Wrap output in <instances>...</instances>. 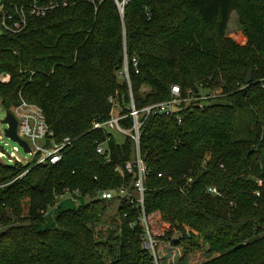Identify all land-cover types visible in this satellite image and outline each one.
<instances>
[{
  "label": "trees",
  "instance_id": "1",
  "mask_svg": "<svg viewBox=\"0 0 264 264\" xmlns=\"http://www.w3.org/2000/svg\"><path fill=\"white\" fill-rule=\"evenodd\" d=\"M34 3L44 16L31 14ZM1 6L13 17L5 28L0 15V77H9L0 79L2 108L37 105L49 140L74 144L55 165L0 164V264H154L142 247L136 206L94 198L122 187L135 193V174L116 172L133 159V142L118 144L93 124L110 118L113 103L127 115L130 88L140 110L170 100L174 86L183 100H200L172 115H152L141 129L148 224L153 236L156 217L170 226L155 233L157 247L180 248L177 264L204 253L209 259L198 264H264V0H3ZM21 10L25 25L15 29ZM233 12L245 46L227 37ZM126 59L130 88L119 75ZM249 73L253 82L245 85ZM107 138L110 163L96 152ZM66 190L90 202L48 222ZM113 202L118 227L99 238L95 228ZM158 248V262L166 264L170 253L160 256Z\"/></svg>",
  "mask_w": 264,
  "mask_h": 264
},
{
  "label": "built area",
  "instance_id": "2",
  "mask_svg": "<svg viewBox=\"0 0 264 264\" xmlns=\"http://www.w3.org/2000/svg\"><path fill=\"white\" fill-rule=\"evenodd\" d=\"M128 0H125L127 2ZM30 12L36 16H44L46 9L39 8L36 3L31 5ZM4 17L3 27L7 28L6 19L8 21H13L12 16ZM19 22L14 23L15 29L25 25V18L23 15V10L17 11ZM135 73L138 74V64L134 61ZM121 77H124L130 88V77H129V65L127 59L125 60L124 67L119 73ZM130 97L131 102L128 108L127 115H121L119 111V106L113 103V109L110 115V118L104 122H96L93 124V129L101 131L105 134L115 137V134H120L125 136V138L131 139L134 145V155L133 159L125 165L124 170L116 169V172H119L121 175L127 173L128 175L135 174L136 181L134 183L135 193L130 192L127 188L122 187L120 189L108 191V190H99L94 194L96 200L102 202H111V201H122L125 199L131 205H135L137 208V216L139 224L143 228V239L142 247L146 250L153 259L154 264H159L157 258V241L151 233L150 226L148 224V219L144 209V194L146 191L145 182L146 177L149 173L147 166L144 163V160L140 152V142H141V129L145 124V121L152 115H172L177 111L178 106L182 103H186L189 99H182L181 92L179 87L174 86L171 91V99L165 102L157 103L151 106L144 107L143 109L138 110L135 106V103L132 98L131 88H130ZM196 99V98H195ZM198 100V99H197ZM200 100V99H199ZM201 100H205L202 98ZM9 113H12L17 121V135L18 137L27 143L30 152L27 154L34 159V165L23 162L18 156L19 148H21L17 143L18 147H14L13 152L10 155H6L4 151L0 150V160L8 158L9 162L13 165L19 164L21 166L32 165L36 167L39 165H55L63 159L65 153L69 151L74 144V140L71 138L64 139L61 143H56L49 140L53 135L50 132L46 118L43 110L34 104H29L25 101H22L21 104L15 108H12ZM131 120V125L125 126L124 122L127 119ZM4 133V132H3ZM5 136V134H4ZM0 135V139H1ZM109 138L103 143H96V152L99 156L105 159L106 163L111 162L110 152L108 150ZM1 164V163H0ZM27 171L26 173H28ZM24 173L21 177H23ZM159 178L162 175H158ZM209 192L212 194H217L215 189H209ZM68 195L72 196L74 202L81 197L78 192H69L65 191L60 197L58 204L66 199Z\"/></svg>",
  "mask_w": 264,
  "mask_h": 264
},
{
  "label": "rangeland",
  "instance_id": "3",
  "mask_svg": "<svg viewBox=\"0 0 264 264\" xmlns=\"http://www.w3.org/2000/svg\"><path fill=\"white\" fill-rule=\"evenodd\" d=\"M3 0H0V15L3 14V8L1 6ZM1 31V29H0ZM227 37L232 39L234 42H236L238 45L240 46H245L247 44V39L242 31L241 25H240V21H239V17L237 15L236 12H233L231 14L229 23H228V28H227ZM253 77V76H252ZM1 80H3L4 82L9 81V77L8 76H1L0 77ZM143 93H149L150 90L148 88H144L142 90ZM211 98L218 96L219 92L217 93H211ZM205 96V95H204ZM199 100V99H198ZM195 98H191L189 99V101H187L185 104H189L192 101H198ZM204 101V100H203ZM7 114L6 111H4V109L2 108L1 104H0V135H1V139H0V150L4 151V153L6 155H10L13 152L14 147H18L14 142H12L11 140L7 139L4 136V130L6 129V125L2 124L3 119L5 118V115ZM115 139L116 142L118 144H123L125 141V136L120 135V134H115ZM17 156L23 161V162H28L32 165H34V159L25 154L24 150L22 148H19V152L17 154ZM0 163L8 166V167H12L13 164L9 162L8 158H4L3 160H0ZM90 202V198H78L76 202L73 201L72 196L68 195L66 197L65 200H63L60 203V207H56L54 209H50L48 211L47 215H50L48 218V222H50L51 220H53V218L62 210H68V209H78L81 206H85ZM117 210H118V203H111L109 204V206L107 205L103 216L101 218V223L96 226L95 230H96V234L99 238L101 237H106L108 232L110 231V229H115L118 227L119 224V218L117 216ZM24 215H27V207L24 208ZM152 232L154 233V238H155V233L157 231H160V233L162 231H167L168 229H170V226L161 222L160 219H158V217L155 218V221L152 223ZM100 234V235H99ZM176 234L173 235V237ZM103 238V239H104ZM176 237H174L175 239ZM157 241V240H156ZM161 245L163 247H161ZM160 249V256L163 255V251L162 250H166V252L169 251V255H167V262L166 264H177L178 261H180L179 259H181V257H183L184 252L178 248L175 249L173 248L171 243H166V244H160V247L158 248ZM168 249V250H167ZM208 258V256L206 255V253H204L203 255L201 254H194L192 256H190L187 260L188 264H198L201 262L206 261ZM182 260V259H181Z\"/></svg>",
  "mask_w": 264,
  "mask_h": 264
},
{
  "label": "water",
  "instance_id": "4",
  "mask_svg": "<svg viewBox=\"0 0 264 264\" xmlns=\"http://www.w3.org/2000/svg\"><path fill=\"white\" fill-rule=\"evenodd\" d=\"M253 82L252 73H249L247 79L245 80V85H249ZM3 125H6L4 130L5 137L14 143H17L25 152L28 154L30 152L26 142L22 141L17 135V121L12 113H7L2 121Z\"/></svg>",
  "mask_w": 264,
  "mask_h": 264
}]
</instances>
